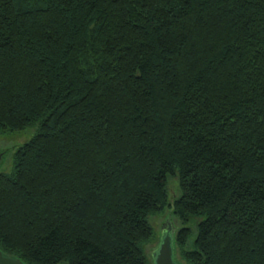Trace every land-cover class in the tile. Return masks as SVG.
<instances>
[{"label": "trees", "instance_id": "1", "mask_svg": "<svg viewBox=\"0 0 264 264\" xmlns=\"http://www.w3.org/2000/svg\"><path fill=\"white\" fill-rule=\"evenodd\" d=\"M0 249L27 264H264V0H0ZM178 181L171 192L169 180Z\"/></svg>", "mask_w": 264, "mask_h": 264}, {"label": "rangeland", "instance_id": "2", "mask_svg": "<svg viewBox=\"0 0 264 264\" xmlns=\"http://www.w3.org/2000/svg\"><path fill=\"white\" fill-rule=\"evenodd\" d=\"M34 132L35 127H29L28 129L22 131H0V157L2 156L0 171H6L11 168L13 151L18 145L30 139ZM169 189L172 193L178 192L179 185L175 177L170 178ZM168 217L169 216H167V213H161L150 218V221L152 222L155 230L154 237L147 243L146 246L147 252H149L150 254L152 249L157 247V245L159 244L161 227L167 221ZM179 260L182 264L185 263L184 260H181V258Z\"/></svg>", "mask_w": 264, "mask_h": 264}, {"label": "water", "instance_id": "3", "mask_svg": "<svg viewBox=\"0 0 264 264\" xmlns=\"http://www.w3.org/2000/svg\"><path fill=\"white\" fill-rule=\"evenodd\" d=\"M2 156L0 157V163ZM177 226L169 216L161 227L159 244L151 251L153 264H180L175 256V234ZM0 264H27L19 257L5 255L0 249Z\"/></svg>", "mask_w": 264, "mask_h": 264}]
</instances>
